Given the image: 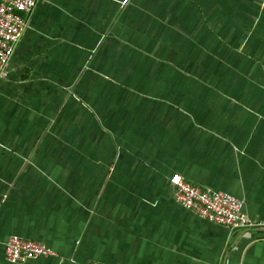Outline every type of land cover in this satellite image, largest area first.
I'll list each match as a JSON object with an SVG mask.
<instances>
[{"label":"crops","instance_id":"obj_1","mask_svg":"<svg viewBox=\"0 0 264 264\" xmlns=\"http://www.w3.org/2000/svg\"><path fill=\"white\" fill-rule=\"evenodd\" d=\"M0 81V264H264V0H38ZM228 193L258 228L181 207Z\"/></svg>","mask_w":264,"mask_h":264},{"label":"built area","instance_id":"obj_2","mask_svg":"<svg viewBox=\"0 0 264 264\" xmlns=\"http://www.w3.org/2000/svg\"><path fill=\"white\" fill-rule=\"evenodd\" d=\"M37 2L38 0H0V81L7 78V66L14 46L26 25V17ZM170 184L176 203L202 219L246 234L258 228V225L243 214L242 202L236 197L189 184L178 174L170 178ZM4 255L9 264H29L36 257L55 254L41 243L13 235L4 246Z\"/></svg>","mask_w":264,"mask_h":264}]
</instances>
